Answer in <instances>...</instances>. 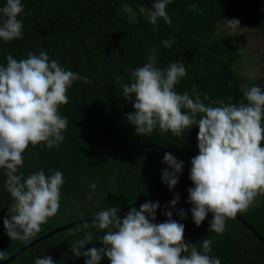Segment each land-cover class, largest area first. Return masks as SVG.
<instances>
[{"label":"trees","instance_id":"obj_1","mask_svg":"<svg viewBox=\"0 0 264 264\" xmlns=\"http://www.w3.org/2000/svg\"><path fill=\"white\" fill-rule=\"evenodd\" d=\"M155 0H22L25 14L23 38L11 42L0 40V64L6 57L27 58V53L46 52L63 68L87 77L73 82L68 90L69 102L60 106V115L68 120L65 139L57 148L29 145L24 152L25 177L43 169L46 175L53 170L63 173L60 209L58 214L42 225V231L31 241L75 221L92 219L95 213L119 204L124 208L150 193L168 189L161 181L164 153L171 152L184 161L175 188L193 187L189 170L191 158L198 155V127L175 137L157 127L151 136L138 135L126 114L134 111L132 103L123 97L122 84L132 82L131 71L143 66L155 56L156 66L166 69L170 63H183L187 76L175 86L178 93L199 94L205 104L216 106L219 101L239 104L243 98L242 83L260 86L264 81L250 83L240 78L233 66L241 55L240 48L227 39L214 38L219 21L226 16L245 17L259 30L264 40V0H171L166 12L172 23L158 18L155 25L149 14ZM6 0H0V8ZM132 8L135 23L123 6ZM144 8L143 13L140 9ZM2 18V14H0ZM164 40L173 41L165 47ZM264 68V53L262 54ZM120 82L116 83V78ZM209 97L204 100V96ZM246 103V101H244ZM186 111V110H185ZM264 146V142H262ZM19 174V173H18ZM7 177L0 170V250L6 258L26 244L11 240L3 225L12 198L6 189ZM95 183L93 189L91 185ZM180 194L173 209V219L185 225L184 239L202 248L203 239L212 240L209 255L218 257L221 264H264V243L237 219H229L222 234L209 231L212 214L198 227L188 211L187 219L177 215L180 208L189 210L188 193L175 191L151 197L159 201L156 221L164 206ZM258 206L237 215L264 239V196ZM145 201L141 202L144 203ZM135 205L139 209V205ZM129 209L119 212L123 218ZM87 223L88 227L84 225ZM79 223L42 239L5 264H34L36 258L51 256L56 264H85V257H75L71 246L93 233V242L84 249L102 247L97 239L107 230H98L92 222ZM80 231H76V229ZM74 232V235L69 233ZM4 260V259H3ZM3 260H0L3 261ZM100 264H110L105 257Z\"/></svg>","mask_w":264,"mask_h":264},{"label":"clouds","instance_id":"obj_2","mask_svg":"<svg viewBox=\"0 0 264 264\" xmlns=\"http://www.w3.org/2000/svg\"><path fill=\"white\" fill-rule=\"evenodd\" d=\"M169 3L171 0H155L149 14L151 24L155 25L158 18L172 23L166 12ZM123 8L135 23L132 8L126 4ZM0 14V40L22 39L24 25L18 19L25 14L22 0H6ZM224 24L235 30L240 21L233 18ZM172 43L163 41L165 47ZM6 60V66L0 64V170L7 177L5 186L12 203L3 225L11 240L27 243L58 214L64 178L61 171L46 175L43 169L25 177L19 172L23 154L29 145L58 149L69 123L60 115V106L68 104L67 93L74 81H90L66 70L44 51L39 55L29 51L27 58L20 60L8 54ZM156 64V57L150 56L147 63L131 71L132 82L121 85L124 99L134 109L126 119L142 136H151L158 127L163 133L179 137L193 126L198 127V155L191 158L189 170L194 186L187 189L186 201L192 207L187 211L178 209L177 215L184 220L190 211L199 227L211 213L209 231L222 234L227 220L258 206V197L264 196V90L242 83L244 99L239 104L223 100L216 106L205 104L199 94L193 97L186 91H175L187 76L183 63H170L166 69ZM203 99L209 97L205 95ZM161 163L167 165L161 169V181L172 190L179 182L184 161L165 152ZM91 187L95 189L96 184ZM179 200L180 194L176 193L164 206L161 214L167 219L161 223L155 222L161 208L159 201H145L139 209L132 206L123 218L118 215L119 204L101 210L95 213L93 227L107 230L97 239L103 246L85 250L84 246L94 240L93 233L87 232L70 250L77 258L85 257V264H100L105 257L110 264H221L220 258L209 255L212 240L203 239L198 250L195 243L184 239L185 225L173 219ZM84 227H88L87 223ZM3 259L6 254L0 250V260ZM34 264L56 261L44 256L36 258Z\"/></svg>","mask_w":264,"mask_h":264},{"label":"rangeland","instance_id":"obj_3","mask_svg":"<svg viewBox=\"0 0 264 264\" xmlns=\"http://www.w3.org/2000/svg\"><path fill=\"white\" fill-rule=\"evenodd\" d=\"M233 18L240 21V26L235 30L224 24L226 20ZM213 37L230 40L241 49V55L233 66V70L240 78L255 84L264 81V68L261 59L264 53V40L254 24L245 17L226 16L219 21Z\"/></svg>","mask_w":264,"mask_h":264},{"label":"water","instance_id":"obj_4","mask_svg":"<svg viewBox=\"0 0 264 264\" xmlns=\"http://www.w3.org/2000/svg\"><path fill=\"white\" fill-rule=\"evenodd\" d=\"M175 191H180V192L188 193L186 189H181V188H174V189H172V190L165 189V190L156 191V192L150 193V194H148L147 196H144V197H142V198H140V199L134 201L133 203L127 205V206L124 207V208H120L119 212H122V211H124V210H126V209H129L130 207L135 206V205H137V204H139V203H141V202H143V201H145V200H147V199H149V198H151V197L158 196V195H160V194H164V193L175 192ZM235 219L239 220L242 224H244L247 228H249L250 231H251V232H252V233H253V234H254V235H255L260 241H262V242L264 243V239H263L258 233H256V232H255V231H254V230H253V229H252V228H251L246 222H244V221H243L238 215H237V217H236ZM92 221H94V218H92V219H87V220L75 221V222H72V223H70V224H67V225L61 226V227H59V228H57V229H54V230L50 231L49 233H47V234H45V235H43V236H41V237H39V238H37V239L31 241L30 243L26 244V245L23 246L21 249H19L18 251H16L14 254H12L11 256L7 257V258L4 259L3 261H1L0 264H5V263H7L8 261H10V260L13 259L14 257H16L18 254H20L21 252H23L25 249H27L28 247H30V246L33 245L34 243H36V242H38V241H40V240H42V239H45L46 237H48V236H50V235H52V234H54V233H56V232H58V231H60V230H62V229L68 228V227H70V226H72V225H76V224H79V223L92 222Z\"/></svg>","mask_w":264,"mask_h":264}]
</instances>
